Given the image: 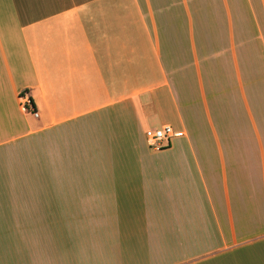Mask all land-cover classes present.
<instances>
[{
  "label": "crops",
  "instance_id": "crops-1",
  "mask_svg": "<svg viewBox=\"0 0 264 264\" xmlns=\"http://www.w3.org/2000/svg\"><path fill=\"white\" fill-rule=\"evenodd\" d=\"M0 264H264V0H0Z\"/></svg>",
  "mask_w": 264,
  "mask_h": 264
},
{
  "label": "built area",
  "instance_id": "built-area-1",
  "mask_svg": "<svg viewBox=\"0 0 264 264\" xmlns=\"http://www.w3.org/2000/svg\"><path fill=\"white\" fill-rule=\"evenodd\" d=\"M20 100L21 105L25 110L29 111L35 117H38V111L29 97L28 91H23L21 93ZM176 135L177 134L171 125H164L159 128H151L146 132L149 146L153 149H161L162 147L169 145L171 140Z\"/></svg>",
  "mask_w": 264,
  "mask_h": 264
},
{
  "label": "rangeland",
  "instance_id": "rangeland-1",
  "mask_svg": "<svg viewBox=\"0 0 264 264\" xmlns=\"http://www.w3.org/2000/svg\"><path fill=\"white\" fill-rule=\"evenodd\" d=\"M163 148V147H162Z\"/></svg>",
  "mask_w": 264,
  "mask_h": 264
}]
</instances>
